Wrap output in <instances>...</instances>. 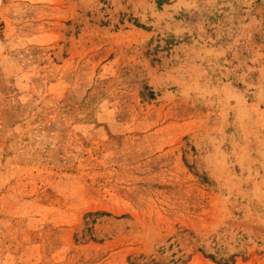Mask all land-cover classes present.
Wrapping results in <instances>:
<instances>
[{
    "label": "rangeland",
    "instance_id": "rangeland-1",
    "mask_svg": "<svg viewBox=\"0 0 264 264\" xmlns=\"http://www.w3.org/2000/svg\"><path fill=\"white\" fill-rule=\"evenodd\" d=\"M0 264H264V0H0Z\"/></svg>",
    "mask_w": 264,
    "mask_h": 264
}]
</instances>
